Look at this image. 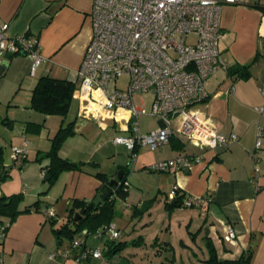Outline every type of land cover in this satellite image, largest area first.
<instances>
[{
	"label": "crops",
	"instance_id": "obj_1",
	"mask_svg": "<svg viewBox=\"0 0 264 264\" xmlns=\"http://www.w3.org/2000/svg\"><path fill=\"white\" fill-rule=\"evenodd\" d=\"M92 3L93 0H0V24L7 25L8 36L26 32L35 35L41 56L32 71V59L26 54L7 51L0 55V64L7 61L0 74V171H8L6 177L0 178V194L22 193L21 208L36 204L16 216L3 239L0 234L4 264H77L69 247L71 241L58 243L53 228L65 221L73 199L91 201L99 193L102 179L97 172L114 178L119 169L126 170L128 195L121 198L118 207L115 201L111 224L120 231L115 240L127 245L118 253L107 254L103 239L79 233L74 240L102 252L101 258L89 257L81 264H177L175 253L169 251L176 249L175 234L182 236L179 244L190 246L192 251L193 244L203 252L201 258L193 251V264L200 259L205 263L204 239L208 236L220 258H237L250 247L254 251L250 264H264V0L223 4L220 50L227 69H218L211 75L205 85L206 99L193 106L220 133L235 134L237 140L227 147L200 150L174 136L153 150L142 146L151 152L137 149L134 162L139 161L141 169L179 156L194 154L198 158L192 159L187 171L167 166L162 171L134 169L132 173L128 169L130 150L114 142L115 136L129 133V114L125 109L111 113L93 107L91 99L81 91V78L77 76L92 35ZM236 63L248 65L246 76L228 73ZM46 75L75 82L70 118L65 119L74 120V134L62 143L59 155L83 162L80 169H64L53 179L46 173L49 159L35 158L50 148V138L63 119L30 106L35 83ZM145 94L152 96V104V92L134 93L132 99L148 111L144 103L136 102ZM156 117L158 125L153 129L162 125ZM13 146L27 149L23 165L13 164ZM46 174L48 178L44 179ZM173 188L184 195L209 191L211 200L195 207L167 209L165 203L171 200ZM148 204L149 209L137 211ZM48 208L54 210V223L46 217ZM225 223L235 230L237 245L223 242ZM46 225H50L49 230ZM204 227L208 233L202 235ZM190 236L191 244L187 243ZM63 251L68 255L53 256Z\"/></svg>",
	"mask_w": 264,
	"mask_h": 264
},
{
	"label": "built area",
	"instance_id": "obj_2",
	"mask_svg": "<svg viewBox=\"0 0 264 264\" xmlns=\"http://www.w3.org/2000/svg\"><path fill=\"white\" fill-rule=\"evenodd\" d=\"M248 0H93L92 35L85 48L77 76L81 91L91 99L93 107L114 113L125 109L129 114L126 135H117L114 142L130 150L134 162L137 149L149 146L152 150L178 136L200 150L227 147L237 140L235 134L226 136L214 124L193 108L207 97L205 85L218 69H227L220 50L221 10L223 4H246ZM7 25L0 24V55L23 51L32 59V71L39 65V43L35 35L26 32L9 37ZM193 39H188L192 37ZM126 75V85L119 79ZM152 92L150 110L133 103L134 93ZM149 113L158 116L162 125L141 133L138 116ZM259 141L255 146L258 147ZM27 149L13 146L11 158L23 165ZM193 154V153H192ZM198 156H179L148 166L162 171L167 166L188 169ZM129 186L124 182V188ZM179 195L177 188L169 193L172 200ZM210 192L185 195L177 208L193 207L210 201ZM46 217L54 216L48 208ZM111 238L120 231L110 224ZM87 230H82L86 233ZM232 225L225 223L222 240L237 245ZM79 248L82 242L70 244ZM0 250V264H4ZM67 256L55 252L53 256ZM101 258L98 248L82 247L75 257L81 264L87 257Z\"/></svg>",
	"mask_w": 264,
	"mask_h": 264
},
{
	"label": "trees",
	"instance_id": "obj_3",
	"mask_svg": "<svg viewBox=\"0 0 264 264\" xmlns=\"http://www.w3.org/2000/svg\"><path fill=\"white\" fill-rule=\"evenodd\" d=\"M12 53L24 54L23 51ZM228 73L231 75L246 76L248 74V65L236 63L228 68ZM74 88L75 82L73 80L58 79L46 75L37 80L31 92L30 106L33 109L44 114L60 115L63 119L57 131L50 138V148L46 151H40L37 154V158H35L36 160H43L45 158L49 159V163L46 166V173L50 175L51 179L64 169H80L83 164V162H73L62 158L59 155V149L62 143L67 137L74 134V120L65 121L71 105ZM1 150L2 148L0 147V152ZM23 160L27 161V158L24 157ZM185 170L187 171L188 169ZM7 173V170H1L0 178L6 177ZM96 175L100 179L105 177V174L101 172H97ZM125 181H127V179L126 170L124 169L120 184L115 191L116 197L114 199L108 198L103 204H92V206H89L92 200L85 201L81 199H73L67 208L65 221L53 228V233L57 242L61 243L64 240H67L71 241V244L75 236L81 233L82 235H94L96 238L103 239L104 244L108 248L107 254H115L123 250L127 243L125 241H116V238H111L108 226L111 224V220L115 216V201L118 198L125 199L128 195V186L124 188ZM184 196V194H179L174 199L167 201L165 207L167 209L177 207ZM22 199L23 195L20 192L0 194V234L2 239L6 234L8 226L16 216L23 211L30 210L32 206L36 205L32 204L21 208L20 203ZM150 205L151 204H148L147 207L138 208L137 211L141 210L143 212L147 210ZM2 218L5 219V221H3ZM50 220H52V223L56 221L53 217H50ZM84 229L87 230L86 233H82V230ZM204 243L207 250L205 264H250L254 252L253 249L249 247L241 251L237 258H220L211 237H206ZM225 243L230 246L228 242ZM69 247L71 248V251H73L74 258L79 254V248L80 250L82 247L93 249V247L84 243H82L79 248H73L71 245Z\"/></svg>",
	"mask_w": 264,
	"mask_h": 264
},
{
	"label": "rangeland",
	"instance_id": "obj_4",
	"mask_svg": "<svg viewBox=\"0 0 264 264\" xmlns=\"http://www.w3.org/2000/svg\"><path fill=\"white\" fill-rule=\"evenodd\" d=\"M188 39L192 40L193 36L189 37ZM127 80H128V77L126 75L121 76V78L119 79V85L120 86L126 85ZM151 98H152L151 95L145 94L141 101L139 99H137L136 102L139 103V104L142 102V103L145 104V106L147 108L150 109V107H151L150 106L151 105ZM69 118H70V115L68 114L67 115V120ZM138 121H139V129H140L141 133L148 132L151 129L155 128V126L158 125L157 124V117L154 116V115H151L149 113L139 115ZM141 148H142V152H145V151H146V153L151 152V151L148 150L149 147L145 148V147L141 146ZM128 164H129V166H128L129 173H132L134 169L136 171L139 169L140 171H145V172H157V171L148 169V167L141 169V166L138 167L139 161L136 162V163L131 161V157L130 156L128 157ZM120 202H122V199L118 198L115 205L118 207L119 204H121ZM185 208H188V207H185ZM205 228L206 227H204L203 231H202V229L200 230L202 232V235L205 233ZM46 229L49 230L50 229V225H46ZM181 237L182 236H179V234H175L174 235V238H175V241H176V244H177L176 245V249H175V251L169 250L170 254H174L175 253L174 255H176V258H177V262H178L177 264H193V262H195V255H194L193 251L198 252V254L201 256V258L203 257L202 256L203 252L201 250L195 249L194 245L191 244V240H192L191 236L189 237V242H187V243L191 244V246L193 248V251H192L190 246H188V245L187 246H185V245L183 246L182 244H179V241H180L179 239ZM183 238L185 239V237H183ZM199 238H200V236H199ZM201 246L204 247L202 242H201ZM203 250H204V248H203ZM196 262H198L197 264H205L203 261H201V259L200 260H196Z\"/></svg>",
	"mask_w": 264,
	"mask_h": 264
},
{
	"label": "water",
	"instance_id": "obj_5",
	"mask_svg": "<svg viewBox=\"0 0 264 264\" xmlns=\"http://www.w3.org/2000/svg\"><path fill=\"white\" fill-rule=\"evenodd\" d=\"M7 65V61L4 60L0 64V74L3 72ZM124 174V169H119L115 175L114 178H110L109 176H105L102 179V185L100 188L99 193L93 198L92 202L89 204V206H92V204H103L108 198L114 199L116 197V188L120 184V180L122 175ZM48 178V174L44 176V179ZM206 234L208 233V229L205 228Z\"/></svg>",
	"mask_w": 264,
	"mask_h": 264
}]
</instances>
